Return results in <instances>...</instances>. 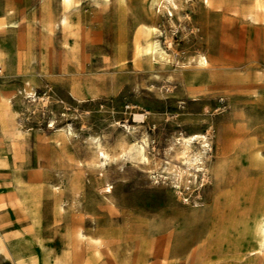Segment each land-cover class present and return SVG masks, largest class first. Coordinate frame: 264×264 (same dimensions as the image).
Here are the masks:
<instances>
[{
  "label": "rangeland",
  "instance_id": "1",
  "mask_svg": "<svg viewBox=\"0 0 264 264\" xmlns=\"http://www.w3.org/2000/svg\"><path fill=\"white\" fill-rule=\"evenodd\" d=\"M170 1L0 0V264H264V20Z\"/></svg>",
  "mask_w": 264,
  "mask_h": 264
},
{
  "label": "bare ground",
  "instance_id": "2",
  "mask_svg": "<svg viewBox=\"0 0 264 264\" xmlns=\"http://www.w3.org/2000/svg\"><path fill=\"white\" fill-rule=\"evenodd\" d=\"M224 0H205V5H206V9L208 10V12L211 11V9H218L221 12H225L226 10V6L223 4ZM242 2L247 1V0H240ZM255 1V11L250 14L253 21L255 23H260L264 20L263 15L261 13V11L264 10V0H253ZM171 4L176 5L174 1H170ZM195 7V5L193 6ZM202 8L201 5H198V9ZM160 11L162 13L166 14V11L160 8ZM173 11L171 8H169V15H172ZM195 20L194 19H189V22H192ZM201 23V20L198 19V24ZM156 29V28H155ZM142 53V48L140 46V35L137 36V42H136V56L140 57ZM198 79H200V74H201V70L202 69H208L209 68V59L208 56L205 54H201L198 58ZM193 79V77H190L188 79L189 82H191V80ZM139 117H141V115H138ZM66 132L62 133L60 136L56 137V141L55 144L61 148L63 147V142H64V137H62V135L66 136L65 134ZM199 136V134H198ZM255 143V142H254ZM256 144V143H255ZM142 147H144L142 145ZM101 154L107 158V154L102 151ZM59 158L62 160L63 158V153H61L59 155ZM251 163L252 166L255 168V170L257 172H264V154H263V147L260 145L257 147V149L253 152L252 156H251ZM105 187V186H104ZM106 190H111V188H107ZM84 233H83V228L81 225H78L74 230H73V235H72V256L73 258L77 256L78 252L80 251L81 247H82V243L84 241ZM84 250V249H83Z\"/></svg>",
  "mask_w": 264,
  "mask_h": 264
},
{
  "label": "built area",
  "instance_id": "3",
  "mask_svg": "<svg viewBox=\"0 0 264 264\" xmlns=\"http://www.w3.org/2000/svg\"><path fill=\"white\" fill-rule=\"evenodd\" d=\"M262 70L264 71V64L262 65Z\"/></svg>",
  "mask_w": 264,
  "mask_h": 264
},
{
  "label": "crops",
  "instance_id": "4",
  "mask_svg": "<svg viewBox=\"0 0 264 264\" xmlns=\"http://www.w3.org/2000/svg\"><path fill=\"white\" fill-rule=\"evenodd\" d=\"M263 64H264V62H263ZM263 64H262V65H263Z\"/></svg>",
  "mask_w": 264,
  "mask_h": 264
}]
</instances>
